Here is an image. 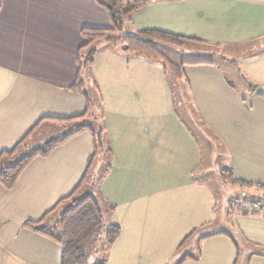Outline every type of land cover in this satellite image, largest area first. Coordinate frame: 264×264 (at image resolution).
Returning <instances> with one entry per match:
<instances>
[{
  "label": "crops",
  "instance_id": "0c3cea01",
  "mask_svg": "<svg viewBox=\"0 0 264 264\" xmlns=\"http://www.w3.org/2000/svg\"><path fill=\"white\" fill-rule=\"evenodd\" d=\"M111 25L97 0H2L0 153L38 122L29 139L55 124L95 119L94 103L84 118L67 120L86 108L83 95L69 89L80 78L84 87L90 83L98 92L99 129L112 163L105 162L111 166L100 178L93 171L97 155L79 192L94 195L108 224L120 226L115 242L104 247L106 264H264V208H244L254 201L244 192L242 208L227 198L218 222V199L206 186L210 179H203L204 170L199 171L208 134L185 120L211 119L218 133L226 162L212 177L216 185L230 183L221 179V167L231 168L237 179H249L250 185H264V95L255 93L264 89V0H148L134 12L124 33L171 32L183 37L182 52L209 55L176 61L184 66L182 79L160 61L129 54L121 42L106 39L95 44L93 68L80 69L78 51L86 42L82 29ZM84 68L92 70L89 79L82 77ZM178 102L184 105L180 109ZM199 130L204 140L198 139ZM93 148V136L84 130L48 156L34 158L13 188L0 183V264H61V244L24 222L39 220L73 192ZM253 165L260 168L256 179L247 177ZM258 195L255 200L264 199V193ZM62 210L53 213L60 216ZM184 216L194 226L187 238L198 234L193 238L197 252L182 255V243L169 239L167 230ZM236 226L249 245L239 257ZM96 254L93 263L102 260Z\"/></svg>",
  "mask_w": 264,
  "mask_h": 264
},
{
  "label": "trees",
  "instance_id": "16d2710c",
  "mask_svg": "<svg viewBox=\"0 0 264 264\" xmlns=\"http://www.w3.org/2000/svg\"><path fill=\"white\" fill-rule=\"evenodd\" d=\"M97 2L108 11L112 25L109 28L86 27L82 29L86 42L78 51L80 69L81 67H92L94 65L97 51L95 44L99 40L106 39L122 42L124 51L129 54L141 55L148 59L160 61L164 69L177 79L185 77L183 64L172 61L157 46L158 43H163L182 47L184 43L182 36L157 29H143L135 34L123 32L125 22L131 19L134 12L145 6L148 0H97ZM1 3L2 0H0V7ZM69 89L83 94L86 108L83 114L67 120L84 118L89 114L92 107L89 95L84 91V82L78 78ZM38 125L39 122L12 149L4 150L0 153V183L7 189L13 188L22 172L34 158L48 156L56 147L65 143L69 138L84 130H88L93 136L94 148L80 182L71 194L62 198L53 208L44 213L39 220L26 221L24 226L44 233L61 244V264H92L90 261L94 253L93 250L96 248L99 235L104 229V212L94 195L91 193L81 195L79 192L83 183L88 179L94 158L101 149L105 148L103 128L96 132L91 124L81 122L77 127L69 129L62 136L53 137L36 147L28 149V138ZM26 149L28 150L23 155L14 160L20 151ZM108 167H110V164H108L107 169ZM220 176L224 182L251 184L237 179L229 167H221ZM258 185L264 188L263 184L258 183ZM261 202L258 200L250 201L252 205H259L256 208L257 211L263 209ZM59 207L63 208V210L57 221V231L52 233L46 220ZM120 230L118 224H109L106 233V246L109 247L115 242ZM93 264H106V259Z\"/></svg>",
  "mask_w": 264,
  "mask_h": 264
},
{
  "label": "rangeland",
  "instance_id": "374dc122",
  "mask_svg": "<svg viewBox=\"0 0 264 264\" xmlns=\"http://www.w3.org/2000/svg\"><path fill=\"white\" fill-rule=\"evenodd\" d=\"M122 43V42H121ZM123 44V43H122ZM191 44V43H190ZM124 45V44H123ZM157 46L159 47V49H161L165 55L168 56V58H170L172 61H184L186 59H195V58H201V59H208L209 55L205 54V53H198V52H189L188 54L186 52H182L179 47L174 46V45H164L163 43H158ZM163 46V47H162ZM184 46V43L182 45V47ZM193 45L187 46L191 49H198L197 47H192ZM96 47V46H95ZM200 49H206L203 46H199ZM93 68V67H92ZM89 70L88 68H84L82 71V77L89 79ZM83 78V79H84ZM85 80V79H84ZM87 81V80H86ZM89 81V80H88ZM87 81V82H88ZM90 83L85 84L84 87V91H86L89 95V100L90 103L94 104L95 106L94 108L96 109V114H95V119L89 118L87 119V122L89 124H91L94 128V130L96 132L99 131V108L97 106V97L98 92L97 90H95L94 88L91 87ZM238 89H241V86L238 85ZM244 89V88H242ZM79 93V92H78ZM239 93H242L241 91ZM183 94V92H182ZM182 94L180 93L179 95H177V98L182 96ZM83 95V94H81ZM84 97V96H83ZM244 97V96H242ZM248 101V105L247 107H250V101L249 100H244V102L246 103ZM183 105L182 102H178V109H180ZM180 111V110H179ZM181 115L184 116V114L182 113V111H180ZM190 116H199L196 113H192ZM187 121L188 126H193L197 129H199L198 127H204V130L206 131L207 138H209L208 140L206 139V142L204 143V145L201 146L200 148V153L202 156V160H203V164L202 167L199 171L204 170V177L203 179H205V181L209 180L210 184H207L206 186H208V188L211 186L212 189H214V193L216 194V197L218 199L217 203V209H216V215H217V220L218 222L221 221L223 219V214L221 213L222 210H224L227 207V198L231 197L233 199H235V201L237 203V209H240V207L242 208V201L245 199V197L241 194L244 192H248L249 193V198L254 199V197H259L261 193H264V189L257 186V185H250V184H244V183H229L228 185H225V187H223L222 185H216V179L212 178V177H216V171H217V167L219 164H225L226 162V157L223 155V151H222V145L220 144L219 140H218V133L215 132L211 127H213L210 122L211 119H203V118H191V119H185ZM81 121H77L76 124H73L72 126L69 125H62V124H55L52 127H48L47 128H42L41 131H36L33 134V137H31L30 139L28 138V143H30V145L28 146V149H31L33 147H36L38 145H40V141H44V139H48L50 137H54L57 135L62 136L64 131L68 128V129H73L74 127L78 126V123ZM38 127V126H37ZM73 127V128H72ZM68 131V130H67ZM200 132V136H198L199 140H204V138L201 136L202 132L199 130ZM27 134V133H26ZM197 137V136H196ZM28 149L20 151L19 154L16 155V157L14 158L17 159V157L19 158L21 155L24 154V152H26ZM97 162H96V166H94L93 171L96 173H106L107 172V167L105 165V162H110L111 161V156H109L108 154H106L105 149H101L99 151V153L97 154ZM8 163V162H6ZM103 163L105 166H103ZM110 164H112L110 162ZM108 166V165H107ZM111 166V165H110ZM250 172L247 175V177H251L252 179H256L255 174L258 173V171L260 170V168L256 167V166H251ZM159 170V168H158ZM103 171V172H102ZM94 173V174H95ZM100 174V178L103 177L104 174H102L101 176ZM198 177V176H197ZM193 177V179H196V182L198 183L199 177ZM207 177V178H205ZM99 178V179H100ZM190 181V180H189ZM243 181H246L248 183H252L250 182L249 179H244ZM256 181V180H255ZM94 183H98L97 186L100 185V182H94ZM253 184H255V182H253ZM210 185V186H209ZM98 188V187H97ZM211 189V190H212ZM247 198V196H246ZM258 201H260L261 199H257ZM262 202V206L264 208V199L261 200ZM236 203L233 204V207H235ZM252 204V203H251ZM225 206V207H224ZM259 206V205H257ZM208 213V212H205ZM60 216L57 215V213H52L51 216L47 219V225L49 226V230L52 233H55L57 231V221L59 220ZM190 218L184 216L177 224H174L173 226L171 225V232L167 230L169 236L168 238L171 239L175 244L182 243V247L180 248V254L184 255L187 250L192 251L194 253L197 252V247L194 243L193 238H195V236L198 234V232H194L189 238L188 235L191 233L192 229L194 228V226H191V223L188 224ZM215 224V223H214ZM108 216H104V229L101 231L100 235H99V241L96 244V248L97 251L94 253L96 255H99V257L101 256V259H103L106 255V252L104 253V247H105V241H106V233H107V229H108ZM214 226H219V223H216ZM213 226V227H214ZM239 226H236V229H234V238L236 239V241L238 242V245L241 246V248H239L238 251V257L241 254V256L244 254V248L248 247L249 249V245H246V236L242 233V231H240ZM176 238H181L180 240L176 239ZM184 242V243H183ZM177 245V244H176ZM254 248H258L255 245H253ZM253 248V247H252ZM178 249V247H177ZM176 249V250H177ZM93 254V257H94ZM98 257V258H99ZM184 259V258H183ZM92 264V259L90 261ZM179 261L176 263L178 264ZM169 264V262H168Z\"/></svg>",
  "mask_w": 264,
  "mask_h": 264
},
{
  "label": "water",
  "instance_id": "95a60500",
  "mask_svg": "<svg viewBox=\"0 0 264 264\" xmlns=\"http://www.w3.org/2000/svg\"><path fill=\"white\" fill-rule=\"evenodd\" d=\"M255 93L258 95H264V89L261 87L256 88Z\"/></svg>",
  "mask_w": 264,
  "mask_h": 264
},
{
  "label": "built area",
  "instance_id": "2783aa9c",
  "mask_svg": "<svg viewBox=\"0 0 264 264\" xmlns=\"http://www.w3.org/2000/svg\"><path fill=\"white\" fill-rule=\"evenodd\" d=\"M244 208H246V209L257 208V205H252L251 203H245Z\"/></svg>",
  "mask_w": 264,
  "mask_h": 264
}]
</instances>
